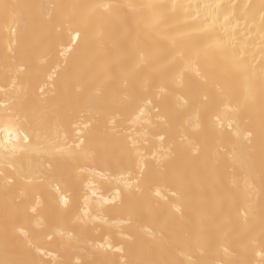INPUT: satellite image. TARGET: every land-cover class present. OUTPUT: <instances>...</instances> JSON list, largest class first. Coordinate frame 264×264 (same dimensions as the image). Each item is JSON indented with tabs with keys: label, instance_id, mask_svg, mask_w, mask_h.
Wrapping results in <instances>:
<instances>
[{
	"label": "bare ground",
	"instance_id": "bare-ground-1",
	"mask_svg": "<svg viewBox=\"0 0 264 264\" xmlns=\"http://www.w3.org/2000/svg\"><path fill=\"white\" fill-rule=\"evenodd\" d=\"M0 264H264V0H0Z\"/></svg>",
	"mask_w": 264,
	"mask_h": 264
}]
</instances>
